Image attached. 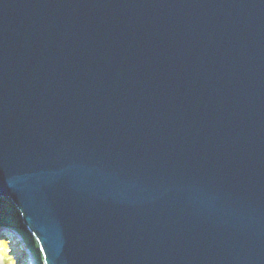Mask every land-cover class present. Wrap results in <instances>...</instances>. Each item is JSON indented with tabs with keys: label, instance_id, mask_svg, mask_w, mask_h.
<instances>
[{
	"label": "water",
	"instance_id": "obj_1",
	"mask_svg": "<svg viewBox=\"0 0 264 264\" xmlns=\"http://www.w3.org/2000/svg\"><path fill=\"white\" fill-rule=\"evenodd\" d=\"M6 233L33 264H264V0H0Z\"/></svg>",
	"mask_w": 264,
	"mask_h": 264
},
{
	"label": "rangeland",
	"instance_id": "obj_2",
	"mask_svg": "<svg viewBox=\"0 0 264 264\" xmlns=\"http://www.w3.org/2000/svg\"><path fill=\"white\" fill-rule=\"evenodd\" d=\"M15 247V245H13V243L11 242V250H13V248ZM7 248H9V245L7 246ZM6 248V249H7ZM6 249H0V264H19L17 262V258L14 257V254L12 253V251H10V249H8L6 251ZM16 250V247H15ZM15 256H19L17 255V253H15ZM25 260H27V258H24ZM20 263L22 264H27L23 259L19 260Z\"/></svg>",
	"mask_w": 264,
	"mask_h": 264
},
{
	"label": "bare ground",
	"instance_id": "obj_3",
	"mask_svg": "<svg viewBox=\"0 0 264 264\" xmlns=\"http://www.w3.org/2000/svg\"><path fill=\"white\" fill-rule=\"evenodd\" d=\"M14 244H15V241H14ZM25 251V250H27V249H25V245H23V246H20L19 248H17L15 251H14V253H19V251Z\"/></svg>",
	"mask_w": 264,
	"mask_h": 264
},
{
	"label": "trees",
	"instance_id": "obj_4",
	"mask_svg": "<svg viewBox=\"0 0 264 264\" xmlns=\"http://www.w3.org/2000/svg\"><path fill=\"white\" fill-rule=\"evenodd\" d=\"M0 248H3V247H0Z\"/></svg>",
	"mask_w": 264,
	"mask_h": 264
}]
</instances>
